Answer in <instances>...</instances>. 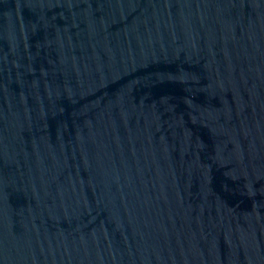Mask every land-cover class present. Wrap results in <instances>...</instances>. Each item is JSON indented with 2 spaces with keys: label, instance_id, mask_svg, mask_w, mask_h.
Returning <instances> with one entry per match:
<instances>
[{
  "label": "water",
  "instance_id": "obj_1",
  "mask_svg": "<svg viewBox=\"0 0 264 264\" xmlns=\"http://www.w3.org/2000/svg\"><path fill=\"white\" fill-rule=\"evenodd\" d=\"M0 264H264V0H0Z\"/></svg>",
  "mask_w": 264,
  "mask_h": 264
}]
</instances>
